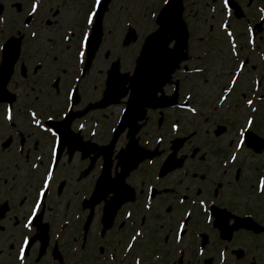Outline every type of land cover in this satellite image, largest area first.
<instances>
[{
	"label": "flooded vegetation",
	"instance_id": "af4514ba",
	"mask_svg": "<svg viewBox=\"0 0 264 264\" xmlns=\"http://www.w3.org/2000/svg\"><path fill=\"white\" fill-rule=\"evenodd\" d=\"M100 1L0 0V59L22 35L0 101V264H264V0H234L240 16L227 0H182L187 55L156 90L170 105L145 118L129 81L117 103L102 96L112 60L131 72L165 0H107L86 65ZM129 108L114 153L133 137L160 153L92 199L97 144Z\"/></svg>",
	"mask_w": 264,
	"mask_h": 264
},
{
	"label": "water",
	"instance_id": "95a60500",
	"mask_svg": "<svg viewBox=\"0 0 264 264\" xmlns=\"http://www.w3.org/2000/svg\"><path fill=\"white\" fill-rule=\"evenodd\" d=\"M99 33L100 29L97 28L94 30V33L92 35L91 43L89 44V57L92 56L93 52L95 51L98 40H99ZM152 40H153V34H150L145 43L142 45L141 51L139 58L137 60L136 68H135V73L138 72H144V73H150V74H155V66H156V61H155V54H156V48L152 45ZM164 61V60H163ZM163 61H159L160 64H163ZM168 63H170V59L168 58ZM116 64V63H115ZM111 67V69L115 66ZM158 64V63H157ZM117 69V66L114 67V70ZM151 75L147 74L145 76L139 75V79L143 82V84L147 83L151 79ZM152 84V83H151Z\"/></svg>",
	"mask_w": 264,
	"mask_h": 264
},
{
	"label": "rangeland",
	"instance_id": "374dc122",
	"mask_svg": "<svg viewBox=\"0 0 264 264\" xmlns=\"http://www.w3.org/2000/svg\"><path fill=\"white\" fill-rule=\"evenodd\" d=\"M109 20H110V23H113V17H111ZM106 24H107V21H106ZM102 47H103V49H100L99 56L96 59V67H97V70H99L100 68L103 67L102 54L104 53V50H106V48L108 47V45H105V46H102ZM212 66L215 67L216 72H219L220 71V67L222 66V62L220 61V64L212 65ZM72 163L70 164V166L72 165Z\"/></svg>",
	"mask_w": 264,
	"mask_h": 264
},
{
	"label": "snow or ice",
	"instance_id": "6c2138e0",
	"mask_svg": "<svg viewBox=\"0 0 264 264\" xmlns=\"http://www.w3.org/2000/svg\"><path fill=\"white\" fill-rule=\"evenodd\" d=\"M99 2V0H97V3ZM33 7H35V5H33ZM91 19H92V17H91V14L89 15V17H88V22L89 23H91ZM87 33H85V40L87 39ZM84 46V41L82 40L81 41V47H83ZM238 147H239V145H238ZM261 184L262 185H264V180H261Z\"/></svg>",
	"mask_w": 264,
	"mask_h": 264
}]
</instances>
